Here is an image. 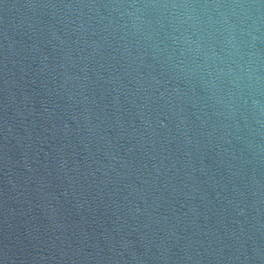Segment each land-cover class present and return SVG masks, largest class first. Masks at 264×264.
Returning a JSON list of instances; mask_svg holds the SVG:
<instances>
[{
    "label": "water",
    "instance_id": "95a60500",
    "mask_svg": "<svg viewBox=\"0 0 264 264\" xmlns=\"http://www.w3.org/2000/svg\"><path fill=\"white\" fill-rule=\"evenodd\" d=\"M0 264H264V0H0Z\"/></svg>",
    "mask_w": 264,
    "mask_h": 264
}]
</instances>
